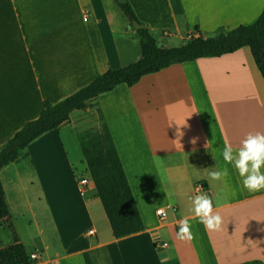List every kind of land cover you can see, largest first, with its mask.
Segmentation results:
<instances>
[{"label": "crops", "instance_id": "0c3cea01", "mask_svg": "<svg viewBox=\"0 0 264 264\" xmlns=\"http://www.w3.org/2000/svg\"><path fill=\"white\" fill-rule=\"evenodd\" d=\"M116 1L127 2L161 44L175 47L251 24L264 11V0H0V148L39 116L45 101L55 104L140 58ZM92 104L86 110L99 109L104 118L144 230L113 238L93 182L79 191L77 171L83 165L84 174L86 165L76 118L85 110L74 111L0 171L28 255L39 253V264H161L162 256L169 257L164 264H264V189H244L221 156L225 143L235 153L249 133L264 134V79L248 47L170 65ZM225 167L227 177L209 179ZM35 183L42 195L33 201ZM50 189L65 199L49 197ZM199 194L222 217L219 231H207L195 216L192 198ZM160 208L164 220L155 213ZM22 209L29 219L24 234ZM182 219L189 221L190 242L176 239Z\"/></svg>", "mask_w": 264, "mask_h": 264}, {"label": "trees", "instance_id": "16d2710c", "mask_svg": "<svg viewBox=\"0 0 264 264\" xmlns=\"http://www.w3.org/2000/svg\"><path fill=\"white\" fill-rule=\"evenodd\" d=\"M129 26L136 21L141 28L134 31L141 50L140 58L118 69H108L69 97L53 104L45 101L39 116L27 122L0 148V171L13 163L20 152L43 134L67 122L72 112L86 110L88 105L119 85L132 87L148 74L159 72L173 64L200 58H215L248 47L261 77L264 79V11L251 24L240 25L212 38L201 35L189 38L179 47H157V39L136 18L127 2L116 1ZM198 32V29H194ZM98 127L76 132V139L89 175L109 222L112 236L122 239L141 233L144 225L127 181L113 139L97 109ZM0 228L7 231L5 244L0 234V264H30L29 256L10 215L5 192L0 181ZM244 264H259L248 262Z\"/></svg>", "mask_w": 264, "mask_h": 264}, {"label": "clouds", "instance_id": "9594fccd", "mask_svg": "<svg viewBox=\"0 0 264 264\" xmlns=\"http://www.w3.org/2000/svg\"><path fill=\"white\" fill-rule=\"evenodd\" d=\"M182 135L183 133L178 130L177 136ZM192 143L195 144L196 140L193 139ZM221 156L226 164L233 165L237 170L242 178L244 189L249 192H259L264 189V172H261V168L264 167V134L259 132L249 133L241 141V145L235 153L231 144L225 143ZM228 174V169L225 167L209 172L208 176L212 181H220ZM192 203L195 216L199 218V222L204 225L207 231L215 232L221 229L222 217L213 213L212 201L207 195H196L192 198ZM163 212V209L158 210V214H163ZM176 239L181 242H190L194 239L187 219L179 221V231L176 234ZM167 259L169 257L162 256L161 264H164Z\"/></svg>", "mask_w": 264, "mask_h": 264}, {"label": "rangeland", "instance_id": "374dc122", "mask_svg": "<svg viewBox=\"0 0 264 264\" xmlns=\"http://www.w3.org/2000/svg\"><path fill=\"white\" fill-rule=\"evenodd\" d=\"M124 19H127L125 15H123ZM131 31L132 28H130ZM134 39L136 40V42L138 43V40L136 37H134ZM158 43H161L160 40H157ZM175 42L174 41H171L168 43V45L166 47H175L176 45H174ZM183 43H181L179 46H181ZM177 46V47H179ZM77 123L80 125L81 128H83L84 130H87V129H94L97 127V121H96V117H97V113H96V109L92 108L90 110H85L84 112H80L79 114H77ZM83 168V165L78 168V171H77V178H79V176L81 175V169ZM86 171V169H85ZM47 192L49 193V197H54L56 198L59 194H61L60 196L65 199L66 195L62 192V191H59L57 189H50V190H47ZM29 193H31L30 195L31 196V199H37L40 195H42V190L41 189H37V184L35 183L34 184V188L32 190L29 191ZM48 193H46V195H48ZM45 199V197H44ZM38 213L41 211H37ZM43 212V211H42ZM45 214V212H43ZM15 216H19V213H14ZM24 214V215H23ZM24 216L23 219H19V228L21 229V232L24 234V228L23 227H26L28 226L29 224V219H28V214L26 212L23 211L22 209V214L20 216ZM30 231H34L33 228H30ZM0 234H1V237L3 239V242L5 244H7L9 242V236H8V233L6 230L0 228Z\"/></svg>", "mask_w": 264, "mask_h": 264}, {"label": "built area", "instance_id": "2783aa9c", "mask_svg": "<svg viewBox=\"0 0 264 264\" xmlns=\"http://www.w3.org/2000/svg\"><path fill=\"white\" fill-rule=\"evenodd\" d=\"M83 21H87V15L83 16ZM91 184H92V180L89 177V175H87V174H81L79 176V178L77 179V187H78L79 191H81V192L85 191ZM197 189L201 190V187H198ZM160 209H162V208H160ZM158 210L159 209H157L156 212H155L156 215L159 217L160 220H164L165 212H163V214H158ZM94 234L95 233H94L93 230L88 231V235L89 236H92ZM165 246H166V243H164V242H157L156 243V247L157 248H162V247H165ZM28 256H29L30 264H39L40 258H41L39 253L33 252L30 255H28Z\"/></svg>", "mask_w": 264, "mask_h": 264}, {"label": "water", "instance_id": "95a60500", "mask_svg": "<svg viewBox=\"0 0 264 264\" xmlns=\"http://www.w3.org/2000/svg\"><path fill=\"white\" fill-rule=\"evenodd\" d=\"M131 25H132V28L134 31H137L141 28V26L136 21H132ZM157 47L158 48H164L165 46L161 43H157Z\"/></svg>", "mask_w": 264, "mask_h": 264}]
</instances>
